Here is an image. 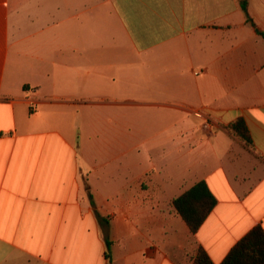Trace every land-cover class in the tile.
Masks as SVG:
<instances>
[{"label": "crops", "instance_id": "obj_1", "mask_svg": "<svg viewBox=\"0 0 264 264\" xmlns=\"http://www.w3.org/2000/svg\"><path fill=\"white\" fill-rule=\"evenodd\" d=\"M249 2L255 27L239 0H0V264H109L97 213L111 264H192L199 245L221 264L264 228ZM201 181L218 203L194 235L173 201Z\"/></svg>", "mask_w": 264, "mask_h": 264}, {"label": "trees", "instance_id": "obj_2", "mask_svg": "<svg viewBox=\"0 0 264 264\" xmlns=\"http://www.w3.org/2000/svg\"><path fill=\"white\" fill-rule=\"evenodd\" d=\"M239 1L247 22L255 27V22L249 13V0ZM257 33L264 39V32L257 29ZM229 129L246 144H252L250 133L242 119L230 125ZM92 203L95 206L93 201ZM217 203L216 197L205 181L197 183L173 201L176 213L186 222L194 235L202 227ZM97 218L106 241V257L111 264V241L108 236L109 221L98 213ZM192 264H214V262L207 251L199 245ZM221 264H264V228L261 225L255 226L231 249Z\"/></svg>", "mask_w": 264, "mask_h": 264}, {"label": "built area", "instance_id": "obj_3", "mask_svg": "<svg viewBox=\"0 0 264 264\" xmlns=\"http://www.w3.org/2000/svg\"><path fill=\"white\" fill-rule=\"evenodd\" d=\"M199 114V113H198ZM200 115V114H199ZM206 119V118H205ZM209 125H210V122L209 121H207L206 122V124H205V126H206V128H208L209 127Z\"/></svg>", "mask_w": 264, "mask_h": 264}]
</instances>
